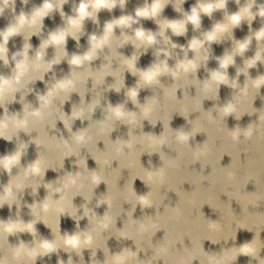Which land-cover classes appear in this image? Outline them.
<instances>
[{"label":"water","instance_id":"95a60500","mask_svg":"<svg viewBox=\"0 0 264 264\" xmlns=\"http://www.w3.org/2000/svg\"><path fill=\"white\" fill-rule=\"evenodd\" d=\"M51 2L0 4V32L17 29L0 41V261L264 264V0H159L151 18L156 0H115L56 52L80 0Z\"/></svg>","mask_w":264,"mask_h":264},{"label":"clouds","instance_id":"9594fccd","mask_svg":"<svg viewBox=\"0 0 264 264\" xmlns=\"http://www.w3.org/2000/svg\"><path fill=\"white\" fill-rule=\"evenodd\" d=\"M23 2L27 3V0H23ZM123 2H124V0H121V3H123ZM9 3H14V0H0V4H2L3 7H7L9 5ZM114 6H115V0H80L79 6L75 9L76 17L71 19L70 24L71 25H75V24L80 23L81 21H83L85 18L91 17L92 16V11L99 10L101 8H107V9L111 10ZM225 6H226V0H221V2H219V3L208 4L206 7L201 5V10L203 12H205V13H210L213 10V8H215V9H223V8H225ZM3 7H0V12H3ZM52 8H53V4L51 3V0H46V2L43 4V8L39 12H37L36 15L37 16L46 15L47 14V10H50ZM160 8H161V5L159 3V0H156V2L150 8L138 11L137 12V16L144 17V18L154 17L157 14V12H158V10ZM89 9H91L92 11H89ZM258 15L260 17H264V8L260 9V11L258 12ZM230 19H231L232 23L238 24L240 19H241V17H240V15L233 14ZM187 22L191 23L194 26H197V27L199 26V12H198L197 8L193 7L191 9V15L187 16ZM20 23L21 24L24 23L23 17H21ZM119 23L123 24L124 21L121 20V21H119ZM169 27H171L174 30L173 31L174 35H182L183 34V32L177 31L178 28L179 29H183L184 28L183 24H180V25L171 24V25H169ZM111 28H112V25L109 24L108 25V30L110 31ZM217 30L220 31L222 29L218 28ZM16 31H17V29L13 28L9 32L5 33L4 42L6 43L8 41L9 36H11ZM143 34H144L143 32H137L136 36L140 37ZM212 34L213 33L208 34L206 36V39L209 40V41L214 40ZM261 35H264V31L261 32ZM64 37L65 36L57 37V36L52 35L50 37V39L48 41H46V46L49 44V41H53V40H57V39H64ZM150 40H151V38H150ZM92 41L93 42L96 41V37L95 36H92ZM93 47L94 48L95 47H100V44L94 43ZM242 48H244V47H242ZM4 51H6V49L3 48V46H0V52H4ZM0 57L3 58L5 64L8 63V60H7L6 56H0ZM12 59L15 60L16 56L13 55ZM227 63L228 62L225 61L224 65H226ZM20 66H21L20 64H17V68H19ZM5 83H7V81H5ZM131 95L135 96L136 93L132 92ZM16 159H17V157H13L11 160L5 161L4 162L5 163V168H9V166ZM13 227H15V226H13ZM13 227H8L6 229V231L12 232L13 231ZM44 247L47 248L49 246L48 245H44ZM244 251L245 252H249L251 250L250 249H244ZM14 256H17V257L19 256V251L18 250L16 252H14ZM0 264H3V262L0 261Z\"/></svg>","mask_w":264,"mask_h":264},{"label":"snow or ice","instance_id":"6c2138e0","mask_svg":"<svg viewBox=\"0 0 264 264\" xmlns=\"http://www.w3.org/2000/svg\"><path fill=\"white\" fill-rule=\"evenodd\" d=\"M46 2V0H44V3ZM63 2L64 3H67V0H63ZM219 2H221V0H217V3H219ZM52 3V2H51ZM53 4V3H52ZM57 6H59V5H57ZM93 14V13H92ZM36 15V14H35ZM37 16V15H36ZM240 22V21H239ZM79 25H80V23H77V24H75V25H71L70 24V26L67 28V29H65V30H63V31H60V32H58V33H56V34H53L54 36H57V37H61V36H65V34L66 33H69V34H73L74 33V31H78L79 30ZM11 29H13V28H9L8 29V31L7 32H9ZM6 32V33H7ZM4 35H5V32H0V41H4ZM161 35H163V33H161ZM213 35V38L215 39L216 38V34L215 33H213L212 34ZM140 38H141V41L143 42V41H145V40H150V36H148V37H145V35L143 34L142 36H140ZM91 40H92V37H91ZM107 40H108V37H107V35H105V37H104V39H103V43H107ZM63 42H64V39H57V40H53V41H49V44L50 45H54L55 46V48L53 49V51L54 52H56V51H58V50H60V45H62L63 44ZM246 45H241L240 47L242 48V47H245ZM191 47L193 48V49H195L196 48V43H193L192 45H191ZM96 48H98V47H92L91 48V53H94L95 52V49ZM193 58H195V53H193ZM259 58V57H258ZM84 59L85 60H87L88 59V57H84ZM0 60H3V58L2 57H0ZM57 62V58H56V56L54 55L53 57H52V63H56ZM70 63L72 64V65H81L82 64V60H81V58L80 57H72L71 59H70ZM225 65L224 64H222L221 65V67H224ZM129 67H131V64L129 63ZM182 69H183V71L181 72V76H182V78H186V77H190L193 73H194V71H195V64H193L192 63V61L191 60H189L186 64H184V65H181L180 66ZM84 69L83 68H74L73 69V71L74 72H76V71H83ZM173 74H175V73H173ZM143 75V78L146 80V81H148V82H152V81H154V79H155V77H156V75H157V70H152V71H149V72H146V73H143L142 74ZM213 79L215 80L216 79V76H214L213 77ZM72 79L71 78H69L67 81H65L64 83H60L59 85H58V87L59 88H61V89H63V88H65V87H67L68 85H70V84H72ZM90 84L92 83V81H90L89 82ZM134 97V96H133ZM0 107H2V105H0ZM114 112H115V115L117 116V117H119L120 115H121V113H120V111H119V109H115L114 110ZM3 166L5 167V163L3 162ZM32 171H35V169H32ZM68 243L69 244H71V245H75L76 244V240H69L68 241ZM14 252H16L17 250H13ZM19 251V255H20V250H18ZM0 255H2V251H0ZM24 255H31L30 253H28L26 250L24 251Z\"/></svg>","mask_w":264,"mask_h":264}]
</instances>
